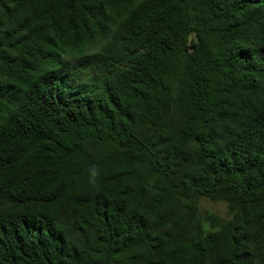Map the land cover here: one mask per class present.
Segmentation results:
<instances>
[{
	"label": "trees",
	"instance_id": "trees-1",
	"mask_svg": "<svg viewBox=\"0 0 264 264\" xmlns=\"http://www.w3.org/2000/svg\"><path fill=\"white\" fill-rule=\"evenodd\" d=\"M0 264H264V0H0Z\"/></svg>",
	"mask_w": 264,
	"mask_h": 264
},
{
	"label": "rangeland",
	"instance_id": "rangeland-1",
	"mask_svg": "<svg viewBox=\"0 0 264 264\" xmlns=\"http://www.w3.org/2000/svg\"><path fill=\"white\" fill-rule=\"evenodd\" d=\"M202 207L203 210H209L215 213L220 219H227L229 217L227 209L222 203H210L206 200H203Z\"/></svg>",
	"mask_w": 264,
	"mask_h": 264
}]
</instances>
